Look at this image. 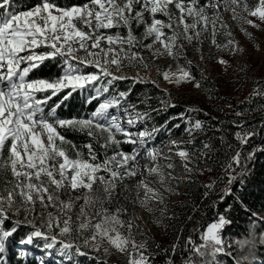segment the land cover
I'll return each mask as SVG.
<instances>
[{
    "label": "snow or ice",
    "instance_id": "snow-or-ice-1",
    "mask_svg": "<svg viewBox=\"0 0 264 264\" xmlns=\"http://www.w3.org/2000/svg\"><path fill=\"white\" fill-rule=\"evenodd\" d=\"M226 15L250 36L243 25H264V0L253 7L247 0H67L63 4L34 0L30 6L19 7L15 0H0V264H11L10 244L21 249L16 264L29 254L28 246L49 253L56 248L60 264H73V257L75 264L82 257H88V264H107L99 256L105 242L123 253L127 264H153L147 237L140 243L134 238L139 217L129 214L118 200L113 204V197L119 184L130 190L125 181H133L132 202L154 212L152 206L164 203V197L151 183L174 192L173 184L180 177L165 169H174L176 158L189 174L219 166L222 174L209 177L201 198L209 197L226 180L209 207L225 201L244 162L256 151H264V144L254 145L255 130L243 120H234L235 130L229 133L234 142L226 141L222 125H212L213 131L222 133V157L207 155L210 148L217 151L210 142L201 140L200 147H192L197 138L193 134L205 130V121L196 117L201 109L174 103L168 89L160 87L159 78L177 85L194 81L193 87L201 88L203 74L200 79L193 75L185 47L195 44L199 51L210 39L217 49L238 51L234 39L217 43L218 34L232 36ZM138 29H142L139 34ZM161 58L177 61V71H161L158 66L157 79L124 71L132 67L147 73L152 62ZM218 62L228 63L223 57ZM45 64L54 70L40 74ZM146 84L157 95L140 99L138 94L131 103L136 87ZM251 95L264 96V90ZM77 97L84 111L69 113ZM181 128L188 140L170 139L167 151L161 147L163 141L156 143L158 136L170 137ZM68 133L80 134L82 142L76 143ZM124 144L131 145L130 150ZM207 159L212 164L202 166ZM240 203L254 218L253 224L256 219L264 224V217ZM153 222L161 223L155 216ZM227 223L219 212L206 226L198 221L182 249L177 237V243L165 250L164 264H219V255L231 256V264H247L248 256H233L221 235ZM197 231L199 243L193 235ZM259 241L264 243V233ZM235 243L241 250L250 249L255 238L250 232ZM103 251L107 256L109 248ZM35 260L47 264L39 257Z\"/></svg>",
    "mask_w": 264,
    "mask_h": 264
},
{
    "label": "trees",
    "instance_id": "trees-1",
    "mask_svg": "<svg viewBox=\"0 0 264 264\" xmlns=\"http://www.w3.org/2000/svg\"><path fill=\"white\" fill-rule=\"evenodd\" d=\"M248 1V0H247ZM34 0H15V3L19 7L20 5L30 6ZM60 3H67V0H60ZM142 31V29L137 30V34ZM52 68L54 70V66H50L45 64L44 68L41 70L40 74H47L49 69ZM261 77L260 79L252 85V90L242 99H237L233 96H225V95H210V99H213L214 103H212V109L215 112L219 113L217 115L220 116H212L209 114H204L202 112L196 113V117L205 121V130L199 134H193L196 138V143L192 147H200L201 140L210 142L212 148H215L217 151L213 153L210 148L207 155L209 157H222L224 152L221 150V140L220 137L222 135L221 132L213 131L212 125H222L224 129L223 135H225V139L227 142H234L233 137L229 135L232 131H234V126L232 125V121H240L243 120L246 122V127L250 129H254L257 133L253 139V144L259 146L264 144V127H261V122L264 121V96L256 95L252 96L251 93L254 91L264 90V60L261 63L260 70ZM258 82H260L261 87L258 88ZM216 92V91H215ZM139 98L142 99L143 95H147L148 97H155L157 95V91L155 88H151L150 85H139L136 87L134 93H132L129 98L131 103H135ZM149 103L153 105V107L157 106L156 101L154 99H150ZM84 109L80 105L79 98H74L69 106L68 112H77L83 111ZM61 112L64 113L65 110L61 109ZM241 113L239 116L236 113ZM67 114V113H65ZM212 118H215L213 120ZM151 127V124H149ZM183 129L177 130L174 132L172 136L160 135L157 137L156 142L161 144V141L165 143L167 139H173L179 136H182ZM68 137L75 138L76 143L82 142V137L80 134L68 133ZM187 135V134H186ZM162 143V144H163ZM125 150H129L127 145H122ZM195 159V157H193ZM209 165L212 164V159H207L206 161H202V166L204 163ZM250 162V165L246 167L247 163ZM240 171V169H237ZM188 174L186 181L183 182L184 190L183 196L184 200L180 204L183 205L181 214H176L175 221L171 219L169 222V234L167 235L169 239V243L157 244L153 240H150L147 237L146 243L148 245V251L152 252L154 255L150 257L153 261V264H164V253L165 250L169 249L170 245L173 243H177L176 238L180 237V248H183L184 237L189 235L192 232L193 228L198 227L197 222H201L204 226L206 223L211 221L213 217L217 216V213H224L226 219L230 221V223L225 224V226L221 229V235L225 239L226 245H231V249L233 252V256L236 255H247L248 261L247 264H258L261 261H264V243L259 241V236L261 233H264V224L260 222L259 219H256V222L253 224V219L250 217L249 212H246L242 207L240 201H243L252 211L257 213L258 217H264V151H256L253 157L250 160H246L243 164V171L240 175L236 177L230 186L232 191L229 195L225 197V201H220L216 207H209L211 201L217 200L218 195L221 194V189L227 181H223L219 183L214 191L210 192L209 197L201 198L203 192L206 190L202 185L207 183L209 177L216 178L222 174V169L217 166L212 169V171H203V172H195L192 174ZM189 180L194 181L192 183ZM179 185V182L177 183ZM130 190H124L123 185L119 184L116 190V193L113 197V204L117 202V200L125 205L128 209V213H134V209L137 203H133V199L136 196L135 189L129 188ZM239 197V199H237ZM232 207L228 209V206ZM192 207L194 208L193 210ZM228 209L227 211H225ZM191 211V212H190ZM168 223V224H169ZM133 232L136 233L135 227ZM252 233L255 238V243L249 249L245 247L241 250L238 245H236L235 241L237 239H243L248 236L249 233ZM196 242L199 243V232L193 234ZM144 235H135V240L137 243L145 240ZM157 245L160 247L157 248ZM103 247H108L109 252L107 256H105ZM99 252V256L101 260H107L113 257V255L121 256L122 262H127L125 255L119 252L112 246L108 244H104ZM148 254V252H146ZM169 255L172 253L169 251ZM7 255L11 260V264H16L18 257H16V253L12 252L10 248L8 249ZM177 261L180 259L179 252L176 254ZM219 264H231L232 257H225L224 255H219L217 257ZM263 263V262H262ZM20 264H35L32 260L21 259ZM107 264H110L107 262ZM261 264V263H260Z\"/></svg>",
    "mask_w": 264,
    "mask_h": 264
},
{
    "label": "rangeland",
    "instance_id": "rangeland-1",
    "mask_svg": "<svg viewBox=\"0 0 264 264\" xmlns=\"http://www.w3.org/2000/svg\"><path fill=\"white\" fill-rule=\"evenodd\" d=\"M247 2L250 7H253L258 0H248ZM249 18L256 19L253 17ZM225 19L228 20V23L230 24L232 36L225 37L223 34H218L217 43L222 44L226 39H234L239 46L238 51L233 52L230 49H217L215 46H211L210 39L205 40L200 45L199 51L195 50V44L185 47L184 54L187 57V60L191 61V71L193 75L197 79H200L201 74H203L204 79H200V83L202 85L201 88H194V81L187 83L181 82L177 85L175 83H168L167 81H164L162 77L159 78L160 87L167 88L172 94L173 102L178 104L180 107H183L185 104H189L201 109L199 112L204 114H209L215 117L220 116L217 115L219 113L212 109L211 105L214 101L213 99H210V95L218 94L242 99L252 90V85L260 79L261 63L262 60H264V25L260 28H254L247 24L243 25V27L251 33L249 36L241 32L237 23L235 21H231L227 15ZM256 22L260 23L258 19H256ZM145 55L147 56V53H145ZM201 56H203V59ZM218 57H223L228 61V63H219ZM179 63L183 65L185 64V60L182 58ZM158 66L161 71L165 69L169 71H177V61L170 58H161L160 60L152 62L151 70L147 73L144 69L132 67H127L124 71L129 74H135L139 71L141 75L146 74L149 79H157L156 70ZM148 85H150L151 88H154L151 84ZM209 89H211V91H209ZM118 138L122 139V137L119 136ZM173 139L188 140L189 136L183 134L182 136ZM169 140L170 139H167L165 143L161 145L162 149L165 151L169 148ZM124 145L130 147L128 144ZM249 165L250 162L247 163L246 167ZM165 171H170L173 176L180 177L178 181L179 185L177 184L178 182L173 184L175 191L171 193L164 192L158 184L152 182L151 186L157 188L163 193L164 203L153 205L152 207L155 210L154 212L146 211L139 203L136 204L134 209V214L139 217V219L135 221L136 233H143V235L148 237L150 240H155L154 242L157 244L159 243L163 245L169 243V239L167 237L170 232L168 226H171L169 222L171 219L174 222L176 217L175 215L182 213V210L180 209L183 208V205L181 206L180 204L184 200L183 182L186 181L188 177L187 172L181 167L179 158H176V167L174 169H165ZM148 179L149 181H154L153 177H149ZM125 183L129 185V188L134 189L132 187V184L134 183L133 181H125ZM139 195L141 197L144 195L142 190ZM193 209L194 208L192 207L191 210ZM49 210L51 211L52 209ZM153 216L159 218L161 223H154ZM17 235H19V233ZM187 237L188 236L186 235L184 240ZM105 244L107 243L105 242ZM53 254L56 256L59 255L57 251H54ZM58 257L60 258V255ZM121 258V256L113 255V257L111 256L107 262L110 264H127V262H122ZM75 261L76 260L73 259V264H75ZM79 264H88V257H83L79 261ZM261 264H264V261H261Z\"/></svg>",
    "mask_w": 264,
    "mask_h": 264
}]
</instances>
